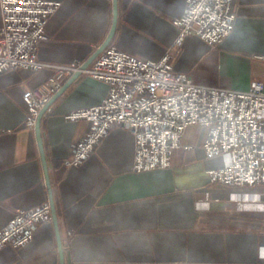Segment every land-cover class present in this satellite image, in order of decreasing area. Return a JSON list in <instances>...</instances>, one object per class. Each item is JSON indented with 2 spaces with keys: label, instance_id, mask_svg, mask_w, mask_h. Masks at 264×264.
I'll use <instances>...</instances> for the list:
<instances>
[{
  "label": "crops",
  "instance_id": "1",
  "mask_svg": "<svg viewBox=\"0 0 264 264\" xmlns=\"http://www.w3.org/2000/svg\"><path fill=\"white\" fill-rule=\"evenodd\" d=\"M58 1L39 46L43 68L10 69L0 76V229L17 210L50 203L36 125H26L24 92L47 82L55 65L82 66L112 27L113 0ZM118 5L108 46L159 59L176 42L174 19L185 0H118ZM232 8L237 14L232 33L216 46L187 35L173 62L177 71L201 85L238 90L264 80V62L258 59L264 55V0H234ZM107 92L106 82L83 71L41 120L65 264H262L264 212L244 201L260 191L210 181L208 170L223 166L225 158L206 155L207 128H187L167 169L133 171L136 140L123 127L111 131L85 162L64 164L72 144L91 126L65 115L100 103ZM0 264H60L53 219L40 224L27 245H6Z\"/></svg>",
  "mask_w": 264,
  "mask_h": 264
},
{
  "label": "built area",
  "instance_id": "2",
  "mask_svg": "<svg viewBox=\"0 0 264 264\" xmlns=\"http://www.w3.org/2000/svg\"><path fill=\"white\" fill-rule=\"evenodd\" d=\"M185 3L183 13L174 19L178 38L159 59L141 58L110 45L85 70L106 82L108 92L100 103L65 115L70 121L87 120L91 126L72 144L64 164L70 167L85 162L111 131L123 127L136 140L133 171L167 169L187 128L200 125L208 129L206 155L225 158L223 166L208 170L210 181L229 189L259 190L247 200L242 195L239 198L264 212V80L255 79L248 90L207 86L173 65L187 35L196 34L216 46L232 33L237 20L234 0ZM61 4L58 0H0V76L10 69L43 68L39 46L46 38L47 21ZM258 59L264 62V55ZM80 66L55 65L47 82L24 92L28 127H35L40 110ZM51 221L49 202L17 210L0 229V251L9 244L16 248L27 245L39 225ZM260 259L264 264V247Z\"/></svg>",
  "mask_w": 264,
  "mask_h": 264
},
{
  "label": "water",
  "instance_id": "3",
  "mask_svg": "<svg viewBox=\"0 0 264 264\" xmlns=\"http://www.w3.org/2000/svg\"><path fill=\"white\" fill-rule=\"evenodd\" d=\"M113 5H114V11H113V23L112 27L110 29V32L103 42L101 46L94 52V54L80 67L79 71L76 72L63 86L58 90V92L49 100V102L40 110L39 115L37 117L36 121V134H37V139L39 142V147L41 151V156L44 164V169H45V174H46V180H47V185L49 187V192H50V205L52 208V219L54 222V226L56 229L57 233V238H58V244H59V251H60V264H65V253H64V246L62 242V238L60 235L59 231V221H58V214H57V209L55 206L54 198H53V189H52V184L49 176V169H48V164H47V159H46V154H45V149L43 145V140L41 136V120L47 109L51 106V104L65 91V89L69 86V84L75 80L78 76L81 75V73L85 70L88 69V67L91 65V63L108 47V45L112 42L117 25H118V18H119V5H118V0H113Z\"/></svg>",
  "mask_w": 264,
  "mask_h": 264
}]
</instances>
